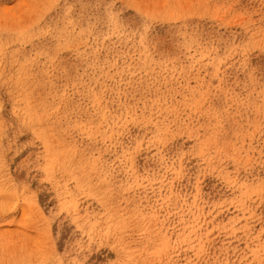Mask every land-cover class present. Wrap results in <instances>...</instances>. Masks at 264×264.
<instances>
[{"label": "rangeland", "instance_id": "obj_1", "mask_svg": "<svg viewBox=\"0 0 264 264\" xmlns=\"http://www.w3.org/2000/svg\"><path fill=\"white\" fill-rule=\"evenodd\" d=\"M0 264H264V0H0Z\"/></svg>", "mask_w": 264, "mask_h": 264}]
</instances>
